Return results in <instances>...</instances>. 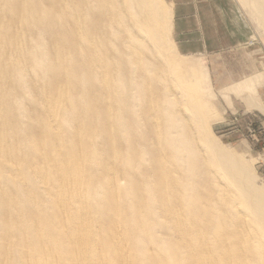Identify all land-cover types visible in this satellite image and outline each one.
Masks as SVG:
<instances>
[{"label":"bare ground","instance_id":"bare-ground-1","mask_svg":"<svg viewBox=\"0 0 264 264\" xmlns=\"http://www.w3.org/2000/svg\"><path fill=\"white\" fill-rule=\"evenodd\" d=\"M169 8L0 0V264H264V184L171 93Z\"/></svg>","mask_w":264,"mask_h":264},{"label":"rangeland","instance_id":"rangeland-1","mask_svg":"<svg viewBox=\"0 0 264 264\" xmlns=\"http://www.w3.org/2000/svg\"><path fill=\"white\" fill-rule=\"evenodd\" d=\"M167 2L169 46L180 71L170 74L171 93L181 92L190 107L195 105L184 107V115L201 136L248 159L264 184V27L259 15L246 0ZM249 81L253 85L243 87L249 91H234ZM254 98L259 105L249 106ZM198 115L203 116L199 123L192 120ZM107 120L113 130L111 113Z\"/></svg>","mask_w":264,"mask_h":264},{"label":"crops","instance_id":"crops-1","mask_svg":"<svg viewBox=\"0 0 264 264\" xmlns=\"http://www.w3.org/2000/svg\"><path fill=\"white\" fill-rule=\"evenodd\" d=\"M245 85H247V86H252L253 83L250 82V81H249V82H246V83H244L242 86L237 87V89H235L234 91H237V90L240 89V87H241L242 90L245 91V93H246V92L249 91L251 88H250V89H247V88L245 89V88H243ZM246 90H247V91H246ZM242 94H243V93H242Z\"/></svg>","mask_w":264,"mask_h":264}]
</instances>
